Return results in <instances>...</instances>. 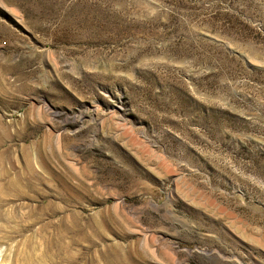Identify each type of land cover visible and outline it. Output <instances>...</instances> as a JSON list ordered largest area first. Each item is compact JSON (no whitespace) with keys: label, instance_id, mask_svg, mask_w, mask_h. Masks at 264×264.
Here are the masks:
<instances>
[{"label":"rangeland","instance_id":"374dc122","mask_svg":"<svg viewBox=\"0 0 264 264\" xmlns=\"http://www.w3.org/2000/svg\"><path fill=\"white\" fill-rule=\"evenodd\" d=\"M0 175V264H264V0H0Z\"/></svg>","mask_w":264,"mask_h":264},{"label":"bare ground","instance_id":"6f19581e","mask_svg":"<svg viewBox=\"0 0 264 264\" xmlns=\"http://www.w3.org/2000/svg\"><path fill=\"white\" fill-rule=\"evenodd\" d=\"M14 158V157H13ZM24 158H26L25 156H24ZM15 159V158H14ZM13 159V160H14ZM25 161H24V164L26 165V167H27V170H29V168H30V159L29 158H26V159H24ZM12 161V160H11ZM15 161H16V159H15ZM10 163V162H9ZM13 163H14V161H13ZM17 163V162H16ZM11 164H12V162H11ZM17 165V164H16ZM15 165V166H16ZM12 167L14 166V165H11ZM25 167V166H24ZM24 167H23V170H25L24 169ZM25 167V168H26ZM3 168V167H2ZM14 168V167H13ZM20 168V167H19ZM21 168H22V166H21ZM20 168V169H21ZM27 170L25 171V172H27ZM21 171H22V169H21ZM29 171H31L30 173H32V172H34V171H32V170H29ZM7 172V171H6ZM24 172V171H23ZM30 173L28 172V174L27 175H30ZM6 174V173H5ZM10 174V173H9ZM8 173H7V175H9ZM24 175H26L25 173H23ZM22 174V175H23ZM4 175V174H3ZM21 175V174H20ZM23 175V176H24ZM38 175V174H37ZM1 176V175H0ZM10 176V175H9ZM5 177H6V175H5ZM16 178H17V176H15ZM10 178V180H11V178H13L12 176H10L9 177ZM8 178V179H9ZM21 178V177H20ZM20 178H19V180H20ZM22 178H24V177H22ZM28 178H29V176H28ZM27 179V178H26ZM2 180H4V179H2ZM5 180H6V178H5ZM17 180V179H16ZM15 180V181H16ZM21 180H23V179H21ZM12 181V180H11ZM3 182V181H2ZM8 182H10V181H7V184L9 185V183ZM22 182V181H21ZM25 182V181H24ZM23 182V183H24ZM10 183H12V182H10ZM17 183L18 182H16L15 183V185H17ZM32 183V182H31ZM7 184H6V186H7ZM27 184V183H26ZM5 185V184H4ZM14 185V186H15ZM19 186H21V184L19 183L18 184ZM18 185H17V188H18ZM6 186H5V188H6ZM11 186V185H10ZM12 186H13V183H12ZM11 186V187H12ZM3 187V186H2ZM17 188L16 189H14L15 191H17ZM20 188V187H19ZM18 188V189H19ZM10 190H12V188H10ZM8 191H9V189H8ZM10 192V191H9ZM12 192V191H11ZM31 224V223H30ZM30 224H29V222L28 221H26V223L25 224H21V226L19 227V230L21 231H24V230H27V229H29V227H30ZM62 226H63V223L60 221V222H58L57 224H55V223H52V222H50V221H45V222H43V224L41 225V227L43 228V229H48V227H52L53 228V233L50 235V238H49V240L45 243V247H44V254L47 256H50V255H54V254H56V252H55V250L57 251V249H61V248H64L65 246L63 245V234H62V231L60 230L61 228H62ZM74 226V225H73ZM72 226V227H73ZM69 227V226H68ZM53 249H55L54 251H53ZM59 251V250H58ZM22 253V252H21ZM50 254V255H49ZM19 256H21V254L19 253ZM15 258V257H14ZM27 258V257H26ZM29 258V257H28ZM5 264H12V263H5Z\"/></svg>","mask_w":264,"mask_h":264}]
</instances>
